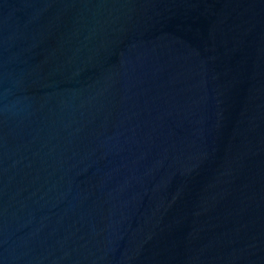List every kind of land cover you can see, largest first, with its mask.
I'll list each match as a JSON object with an SVG mask.
<instances>
[{
	"label": "water",
	"instance_id": "95a60500",
	"mask_svg": "<svg viewBox=\"0 0 264 264\" xmlns=\"http://www.w3.org/2000/svg\"><path fill=\"white\" fill-rule=\"evenodd\" d=\"M0 264H264V0H0Z\"/></svg>",
	"mask_w": 264,
	"mask_h": 264
}]
</instances>
